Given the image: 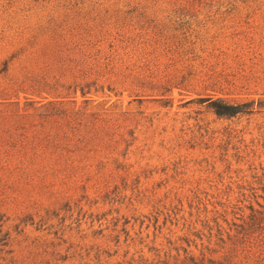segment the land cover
Returning a JSON list of instances; mask_svg holds the SVG:
<instances>
[{"label": "rangeland", "instance_id": "1", "mask_svg": "<svg viewBox=\"0 0 264 264\" xmlns=\"http://www.w3.org/2000/svg\"><path fill=\"white\" fill-rule=\"evenodd\" d=\"M0 264H264V0H0Z\"/></svg>", "mask_w": 264, "mask_h": 264}, {"label": "trees", "instance_id": "2", "mask_svg": "<svg viewBox=\"0 0 264 264\" xmlns=\"http://www.w3.org/2000/svg\"><path fill=\"white\" fill-rule=\"evenodd\" d=\"M216 115L230 117L242 113L253 111L252 102L230 103L222 99H213L208 102Z\"/></svg>", "mask_w": 264, "mask_h": 264}]
</instances>
